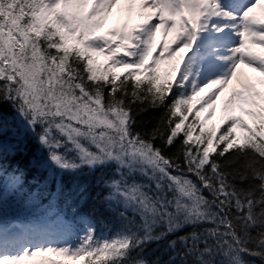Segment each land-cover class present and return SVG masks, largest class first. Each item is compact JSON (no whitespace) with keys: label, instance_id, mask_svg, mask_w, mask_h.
<instances>
[{"label":"snow or ice","instance_id":"1","mask_svg":"<svg viewBox=\"0 0 264 264\" xmlns=\"http://www.w3.org/2000/svg\"><path fill=\"white\" fill-rule=\"evenodd\" d=\"M32 142L35 191L7 163ZM162 241L167 264H264V0H0V264H150Z\"/></svg>","mask_w":264,"mask_h":264},{"label":"trees","instance_id":"2","mask_svg":"<svg viewBox=\"0 0 264 264\" xmlns=\"http://www.w3.org/2000/svg\"><path fill=\"white\" fill-rule=\"evenodd\" d=\"M100 59V58H99ZM101 60V59H100ZM101 62H103L101 60ZM163 67V66H162ZM123 71V70H121ZM162 109H155V110H148L147 112H144L136 117L137 119V127L138 128H147L151 129L154 124L156 123V118H158L162 114ZM157 144L159 145V141H157ZM37 145L32 142L29 145L30 151L26 156H17L15 159H11L7 163L15 166L16 164H19L21 168L25 169L27 171V176L25 177V186H29V188H35V183H29V181L32 179L33 176H39V178L42 180L43 176L46 174L38 173L36 169L31 168L29 165V159L32 156L33 152L36 151ZM169 151H175V149H171ZM99 173H97L98 175ZM93 184H94V177ZM34 190V191H35ZM101 192V195L106 194V190L96 188L93 186L92 193L93 196H95L96 192ZM43 203L45 205L48 204V199L45 198L43 200ZM100 208L99 212L94 211V209ZM82 213L85 215L91 216L93 221L96 223V229H97V235H111L112 233L116 232L121 224L122 221L118 217V215L103 210L102 206L99 204L98 201H94L90 199L87 203H85L81 209ZM159 231V229H157ZM185 232L191 231V229H185ZM184 233H178V235H183ZM175 237H169V239H174ZM135 255V253H134ZM173 253L172 250L167 247V241H162L160 243H150L146 246V248L143 251V256L146 258L150 264H167L170 257H172ZM245 259H250L249 257H245ZM178 264V260H177ZM257 264H259V261H257Z\"/></svg>","mask_w":264,"mask_h":264},{"label":"rangeland","instance_id":"3","mask_svg":"<svg viewBox=\"0 0 264 264\" xmlns=\"http://www.w3.org/2000/svg\"><path fill=\"white\" fill-rule=\"evenodd\" d=\"M121 6H118L117 9L113 10V14L112 16H110L109 20L107 21L106 25H105V29H102V31H106L108 28L110 27H114L117 26L118 22H123L124 19L127 18V13L126 12H119L118 9ZM138 17L136 16L135 12H133L132 14V23L138 22ZM100 59L103 60V57H100ZM245 71H249V70H245Z\"/></svg>","mask_w":264,"mask_h":264}]
</instances>
